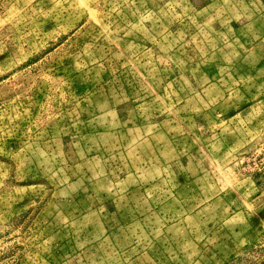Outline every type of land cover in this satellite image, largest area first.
Returning a JSON list of instances; mask_svg holds the SVG:
<instances>
[{
	"label": "rangeland",
	"instance_id": "374dc122",
	"mask_svg": "<svg viewBox=\"0 0 264 264\" xmlns=\"http://www.w3.org/2000/svg\"><path fill=\"white\" fill-rule=\"evenodd\" d=\"M0 264H264V0H0Z\"/></svg>",
	"mask_w": 264,
	"mask_h": 264
}]
</instances>
